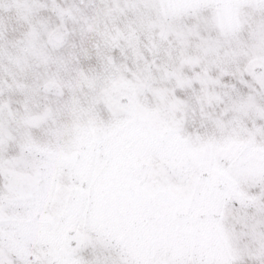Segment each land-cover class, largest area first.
I'll use <instances>...</instances> for the list:
<instances>
[{"label":"snow or ice","instance_id":"obj_1","mask_svg":"<svg viewBox=\"0 0 264 264\" xmlns=\"http://www.w3.org/2000/svg\"><path fill=\"white\" fill-rule=\"evenodd\" d=\"M0 264H264V0H0Z\"/></svg>","mask_w":264,"mask_h":264}]
</instances>
